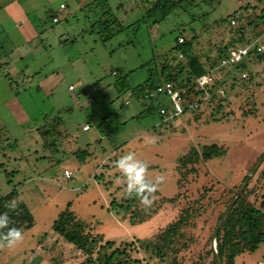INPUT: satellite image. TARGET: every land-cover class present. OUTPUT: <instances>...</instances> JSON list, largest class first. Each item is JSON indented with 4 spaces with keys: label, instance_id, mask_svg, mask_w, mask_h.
I'll list each match as a JSON object with an SVG mask.
<instances>
[{
    "label": "rangeland",
    "instance_id": "374dc122",
    "mask_svg": "<svg viewBox=\"0 0 264 264\" xmlns=\"http://www.w3.org/2000/svg\"><path fill=\"white\" fill-rule=\"evenodd\" d=\"M94 1L0 0V196L15 187L34 216L33 225L23 230L24 241L0 250V264H31L47 235L60 230V241L46 247L51 261L38 264L91 263L88 259L106 264L89 239L71 245L66 235L74 236L79 224L91 227L103 242H133L129 255L142 264L170 262L169 249L164 260L155 257L156 238L147 250L144 246L187 206L197 212L173 242L179 249L177 260L190 264L202 256L204 264H211L212 255L206 253L217 218L264 153L263 62L247 65L254 73L251 84L238 82L225 90L229 103L214 113L217 122L209 119L207 109L155 126L157 113L147 111L129 90L118 93L114 81L116 75H126L129 87H134L150 71L158 76L162 60L178 59V36L196 37L194 51L200 57L216 56L229 38L230 15L249 5L255 10L244 21L260 23L264 0H179L162 18L158 10L147 15L156 0H107L119 25L110 27L113 35L104 42L96 30L90 31L100 14L92 7ZM253 102L254 112L245 116ZM211 142L223 153L197 168L212 178L204 185L210 190L195 202L203 186L191 190L196 177L191 174L177 187L178 160L191 146ZM130 151L148 162L150 179L164 178L160 195H180L138 224L106 209L112 197L120 199L123 189L113 164ZM263 167L264 161L245 188L256 206L264 194ZM203 173L194 185L207 182ZM235 264H264V241L236 256Z\"/></svg>",
    "mask_w": 264,
    "mask_h": 264
},
{
    "label": "trees",
    "instance_id": "16d2710c",
    "mask_svg": "<svg viewBox=\"0 0 264 264\" xmlns=\"http://www.w3.org/2000/svg\"><path fill=\"white\" fill-rule=\"evenodd\" d=\"M93 3L94 5H92V7L99 8L100 14L99 18L96 19L94 23L92 22L90 31L96 30V32L101 37V40L104 42L110 39L113 35L109 30L110 27L114 24L119 25V21L115 16H113V13L108 6L107 0H95ZM178 3L179 0H156L147 10V15L149 12L158 10L161 11V18L165 17L169 13V10L175 8ZM88 6L90 5L88 4ZM263 9L264 7L259 11L260 15L258 19L260 23L253 22V20L246 22L244 21V19L247 17V14L254 12V7L246 5L235 10L233 13L240 10L242 11V14L235 26L230 24L228 18V24L230 26L228 32L229 38L227 39V42L225 41L226 43L222 45V48L216 56L206 55L204 57H200L194 51L196 37L193 36L191 39H186L183 37V41L179 42L178 36L177 44L174 48L182 53L183 58H180L178 55V59L176 56H173L170 59L171 61L167 59L162 60L161 69L159 70L158 76L154 71H150L148 78L143 83H140L134 87H129L126 80V75H116L114 86L117 92L120 93L129 90L131 96L138 98L144 91L153 89L160 79L164 78L171 81L174 87L180 89L183 96L187 97L189 100H200L202 92L195 90L194 88L196 78L209 69L214 68L220 61L221 57L226 54L229 46L235 44H244L262 33L264 24ZM53 16L55 17V15ZM244 67L245 65H238L233 69H229L227 67L222 68L221 70L224 77L220 80L214 79L211 82V96L205 102H202L201 107L193 111V114L200 115V113L209 109V119L215 122L219 121L214 113L220 109H225L229 102L227 95L225 94V96H221L217 90L221 86L224 87L225 90H227V88L230 89L238 82H247L251 84L254 79V73H250L245 79L238 76L239 72ZM141 103L144 108H147L145 103ZM151 108L152 107L147 108V111L151 110ZM250 108L253 110L250 109L244 112L245 116L251 115L252 111L254 112V109L256 108L254 102L251 104ZM99 126L101 127L102 124L100 123ZM222 153L223 148L215 142L200 144L198 147L191 146L183 155L179 157L177 166V172L179 174V177L176 181L177 187H182L183 182H187L189 175H196L195 180L192 181L191 185L193 188L191 190L197 192L194 186H199V188L203 186V192L200 193L198 199H196L195 202L203 199L204 193L208 192V190L211 188L210 186L206 187L204 185H206L212 177L210 174V176L205 175L197 168L200 166L202 161L208 162L210 159L218 157ZM114 164L113 167H115ZM202 173L207 177V182L203 183L202 185H194L193 182H197V178ZM100 177L102 178V175H100ZM245 178L246 176L243 177L242 182ZM124 188L125 185L123 183L120 199L117 200L115 197H112L107 209L109 211L115 212L116 214L122 212V219L127 220L131 224H138L148 220L155 213H157L159 209H161L163 204L167 202L174 203L180 196L178 192L175 196L167 198L160 195L159 191H157L154 204L149 210L145 211L137 199L126 196ZM234 195L235 193L230 195L228 201L224 205L225 207L228 205ZM248 195V191H245L244 189L242 195L237 199L230 209L216 237L214 248L221 259L222 264H235L236 256L243 252H251L255 250L258 245L264 241V212L262 210L264 206V194L262 195L260 206H256L254 203L250 202L247 198ZM13 200H19V207L15 212H12L5 207L6 203ZM4 212L9 213L12 221V223L9 225L10 227H19L24 230L31 227L34 223V216L32 212L27 207V205L19 199L18 191L15 187L8 191L6 195L4 194L0 196V213ZM196 212L197 209L191 206L181 209L174 220L168 222L160 230L156 231L148 241H146L144 250L148 249V242H150V240L154 237L156 238V241L153 243L155 257L159 258L160 260H164L165 256L167 255V249H169L173 253V257L171 258L170 262L163 261L161 263L180 264V261H178L176 257L179 249L174 247L173 242L176 237H179L181 229L188 224L191 217ZM222 212L217 218V223ZM66 236H68L67 238L72 241L75 240L74 236L68 234ZM133 246V242H118V244H116L115 241H105L104 243H100L97 246L95 253L107 264H142L140 259L133 258L129 255V250L132 249ZM181 246L183 247L185 245L182 244ZM206 255H212L211 264H216L215 258L213 256L212 246ZM190 264H204L203 257L199 256L198 259L192 261Z\"/></svg>",
    "mask_w": 264,
    "mask_h": 264
},
{
    "label": "built area",
    "instance_id": "2783aa9c",
    "mask_svg": "<svg viewBox=\"0 0 264 264\" xmlns=\"http://www.w3.org/2000/svg\"><path fill=\"white\" fill-rule=\"evenodd\" d=\"M61 8H64V4H60ZM242 11L238 10L229 17V22L231 25L235 26L238 23ZM53 21H57L54 17ZM178 41L182 42L183 37L179 36ZM179 57L183 58L182 53H179ZM255 61H262L264 65V24L262 33L251 39L244 44H235L229 46L227 52L221 57L218 64L214 67L201 74L196 78L195 90L202 92V96L199 99L189 100L187 97L183 96L180 89L175 88L173 83L169 80L161 78L160 81L151 90L144 91L137 99L147 105V108L152 107L158 117L159 121L155 124L162 125L167 123H172L177 118L182 117L187 112L193 113L201 107V103L205 102L211 96V82L216 79L220 80L224 77L222 73V68L233 69L238 65H245V67L239 72L238 76L240 78H247L249 75V69L247 65ZM69 88H72L69 86ZM217 92L221 96H225L224 87H219ZM125 105L129 104L128 100L124 101ZM89 126L86 124L83 126L84 130H87ZM64 174L66 176L70 175L68 170H65Z\"/></svg>",
    "mask_w": 264,
    "mask_h": 264
},
{
    "label": "clouds",
    "instance_id": "9594fccd",
    "mask_svg": "<svg viewBox=\"0 0 264 264\" xmlns=\"http://www.w3.org/2000/svg\"><path fill=\"white\" fill-rule=\"evenodd\" d=\"M114 166L121 174L126 196L137 199L145 211L149 210L164 178L157 177L155 181L150 179L148 162L137 158L136 153L132 151L120 156ZM5 207L15 212L19 207V200L10 201ZM11 223L8 212L0 213V250L14 249L24 241L23 229L10 227Z\"/></svg>",
    "mask_w": 264,
    "mask_h": 264
},
{
    "label": "crops",
    "instance_id": "0c3cea01",
    "mask_svg": "<svg viewBox=\"0 0 264 264\" xmlns=\"http://www.w3.org/2000/svg\"><path fill=\"white\" fill-rule=\"evenodd\" d=\"M107 208H108V206H106V209ZM74 229H75V234H74L75 240L71 243V245H73V244L79 245L82 241H85L87 239H89L91 243L94 242L93 243L94 245L97 244V246L100 243H104L103 237L100 236L99 233L95 232L94 230H92L91 227H88L87 225L79 224V225L74 226ZM60 232H62V231L60 230L59 232H57V235H56V233H53L52 235H47L48 241L46 240V243H44L43 246H41V250H38L37 253L35 254V256H34V254H32L33 260L30 261L31 264H38L39 260H44V259H47L48 262L51 261V258H48V256L51 254V252L47 251L46 247L51 249L52 246L56 245V243H55L56 241L57 242L60 241V238H62L60 235ZM55 235H56V237H55ZM94 240H97V241L95 242ZM58 258L62 259V257H58ZM88 260L91 263H86V264H93L92 259L91 260L88 259ZM74 264H81V263L75 262Z\"/></svg>",
    "mask_w": 264,
    "mask_h": 264
},
{
    "label": "water",
    "instance_id": "95a60500",
    "mask_svg": "<svg viewBox=\"0 0 264 264\" xmlns=\"http://www.w3.org/2000/svg\"><path fill=\"white\" fill-rule=\"evenodd\" d=\"M264 161V153L255 161V163L252 165V167L249 170V173L246 175V178L244 179L242 185L239 187V189L237 190V192L235 193V195L233 196V198L231 199V201L228 203V205L225 207V209L223 210L221 217L217 223V225L215 226V229L212 233V250H213V256L215 258L216 264H222L221 259L219 258L217 252L215 251L214 245H215V240L216 237L218 235V232L226 218V216L228 215L230 209L232 208V206L234 205V203L237 201V199L242 195L245 187L248 184L249 179L251 178V176L255 173V171L257 170V168L261 165V163Z\"/></svg>",
    "mask_w": 264,
    "mask_h": 264
}]
</instances>
